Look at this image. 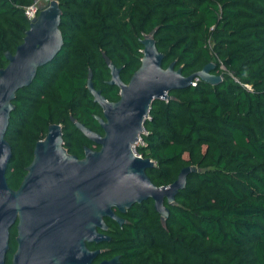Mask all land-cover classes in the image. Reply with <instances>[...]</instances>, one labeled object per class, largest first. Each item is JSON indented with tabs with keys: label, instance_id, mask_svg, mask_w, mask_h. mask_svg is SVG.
Listing matches in <instances>:
<instances>
[{
	"label": "trees",
	"instance_id": "obj_1",
	"mask_svg": "<svg viewBox=\"0 0 264 264\" xmlns=\"http://www.w3.org/2000/svg\"><path fill=\"white\" fill-rule=\"evenodd\" d=\"M34 0H0V68L29 27L23 6ZM63 44L37 68L33 81L12 101L5 139L12 153L8 185L17 189L33 147L51 123L62 127L68 153L99 149L73 120L103 133L101 108L86 87L109 101L106 58L128 82L139 67L140 40L153 31L166 68L175 61L183 75L214 55L230 74L155 99L144 121L142 157L154 161L146 173L157 186L192 166L186 185L165 204L164 224L152 199L135 203L123 230L127 264H264V0H57ZM217 67L218 68V62ZM244 85H249V88ZM116 228V227H115ZM8 264V262L6 263Z\"/></svg>",
	"mask_w": 264,
	"mask_h": 264
},
{
	"label": "water",
	"instance_id": "obj_2",
	"mask_svg": "<svg viewBox=\"0 0 264 264\" xmlns=\"http://www.w3.org/2000/svg\"><path fill=\"white\" fill-rule=\"evenodd\" d=\"M61 9L57 0H49L29 23L22 42L13 53L6 51L7 64L0 68V264H5L9 229L16 223L17 248L12 264H58L61 256L71 254L69 243L84 237L101 240L97 228L107 226L104 217L122 224L113 211L125 213L135 203L152 199L154 210L165 223L175 196L186 185L192 166L182 167L174 181L157 186L146 170L154 166L148 157L132 152L150 105L155 99H167L168 92L194 86L196 77L210 85L219 84L223 75L217 63L209 61L197 71L183 75L175 61L162 66L153 31L140 40L143 45L139 67L128 82L120 78V67L106 58L110 85L119 89V98L109 101L95 89L88 73L86 87L93 102L101 108L95 115L103 134L73 120L77 129L92 143L84 147V156L68 153L63 145L62 127L51 123L43 138L33 147V157L17 189L6 179L12 158L5 139L15 93L28 86L37 68L49 62L63 44L59 28Z\"/></svg>",
	"mask_w": 264,
	"mask_h": 264
},
{
	"label": "flooded vegetation",
	"instance_id": "obj_3",
	"mask_svg": "<svg viewBox=\"0 0 264 264\" xmlns=\"http://www.w3.org/2000/svg\"><path fill=\"white\" fill-rule=\"evenodd\" d=\"M93 145L96 144L93 143ZM113 211L119 218L124 220L122 224H119L110 217H104V222L107 227L105 229L97 228V232L104 238L101 240H93L92 238L88 239L84 237L82 240L72 241L69 243L71 254L59 257L58 260L60 259V261L58 264H127L128 261L125 260L123 247V230L125 225L128 224V218L125 215L126 212L120 213L116 208H113ZM16 236L15 223L9 229L5 264L7 262L8 264H12V257L17 248Z\"/></svg>",
	"mask_w": 264,
	"mask_h": 264
},
{
	"label": "built area",
	"instance_id": "obj_4",
	"mask_svg": "<svg viewBox=\"0 0 264 264\" xmlns=\"http://www.w3.org/2000/svg\"><path fill=\"white\" fill-rule=\"evenodd\" d=\"M42 6H39V4H38V0H34L33 2H31L30 4H28V5H25V6H23L22 8H23V12H24V16L26 17V19L29 21V22H31L36 16H37V14H38V12H39V10H40V8H41ZM218 62V68H217V72L218 73H220V74H224V73H226V74H230L231 75V73H229L227 70H226V68H225V66H224V64L220 61V60H218L217 61ZM232 76V78L236 81V82H238L239 83V81H238V79L236 78V77H234L233 75H231ZM198 77H196L195 79H194V81H193V84L195 85L196 84V82L198 81ZM245 87H247V88H249V85H244ZM147 118H149V116H147ZM147 133H148V131L143 127V129H142V131L139 133V135H138V138L139 139H137L136 140V142L134 143V145L132 146V152H133V154L135 155V156H137V157H142L141 155H140V153L138 152V147H141V146H144L145 144H144V139H143V137L145 136V135H147Z\"/></svg>",
	"mask_w": 264,
	"mask_h": 264
},
{
	"label": "rangeland",
	"instance_id": "obj_5",
	"mask_svg": "<svg viewBox=\"0 0 264 264\" xmlns=\"http://www.w3.org/2000/svg\"><path fill=\"white\" fill-rule=\"evenodd\" d=\"M49 0H38L39 6H45L48 3ZM212 61L217 62L218 59L213 55Z\"/></svg>",
	"mask_w": 264,
	"mask_h": 264
}]
</instances>
